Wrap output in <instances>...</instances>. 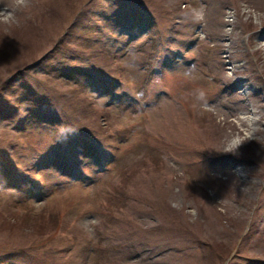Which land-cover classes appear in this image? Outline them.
Masks as SVG:
<instances>
[{"label":"rangeland","instance_id":"rangeland-1","mask_svg":"<svg viewBox=\"0 0 264 264\" xmlns=\"http://www.w3.org/2000/svg\"><path fill=\"white\" fill-rule=\"evenodd\" d=\"M188 2L0 22V264L264 260V0Z\"/></svg>","mask_w":264,"mask_h":264},{"label":"clouds","instance_id":"clouds-1","mask_svg":"<svg viewBox=\"0 0 264 264\" xmlns=\"http://www.w3.org/2000/svg\"><path fill=\"white\" fill-rule=\"evenodd\" d=\"M30 0H0V22H12L18 23V14L23 12L24 9L29 5ZM240 145L237 144L235 147L238 148ZM229 151H235L234 149H229Z\"/></svg>","mask_w":264,"mask_h":264},{"label":"bare ground","instance_id":"bare-ground-1","mask_svg":"<svg viewBox=\"0 0 264 264\" xmlns=\"http://www.w3.org/2000/svg\"><path fill=\"white\" fill-rule=\"evenodd\" d=\"M253 118V117H252ZM252 118H251V120H252Z\"/></svg>","mask_w":264,"mask_h":264}]
</instances>
